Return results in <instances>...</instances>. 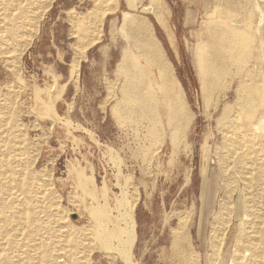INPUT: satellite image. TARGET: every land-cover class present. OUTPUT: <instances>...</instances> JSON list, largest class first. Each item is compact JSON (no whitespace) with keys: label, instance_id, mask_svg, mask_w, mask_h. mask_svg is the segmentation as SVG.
Instances as JSON below:
<instances>
[{"label":"rangeland","instance_id":"1","mask_svg":"<svg viewBox=\"0 0 264 264\" xmlns=\"http://www.w3.org/2000/svg\"><path fill=\"white\" fill-rule=\"evenodd\" d=\"M207 262L264 264V0H0V264Z\"/></svg>","mask_w":264,"mask_h":264},{"label":"bare ground","instance_id":"2","mask_svg":"<svg viewBox=\"0 0 264 264\" xmlns=\"http://www.w3.org/2000/svg\"><path fill=\"white\" fill-rule=\"evenodd\" d=\"M40 3V2H39ZM171 37V36H170ZM172 38V37H171ZM244 94V93H243ZM237 102V101H236ZM239 103H241V102H239ZM244 105V104H243ZM225 114V113H224ZM228 115V114H227ZM223 206V205H222ZM123 218V217H122ZM125 223V222H124ZM125 226V225H124ZM257 226V225H256ZM127 227H129V225L128 224H126V227H125V229L127 228ZM131 229V228H130ZM127 231V233L125 232V235L127 236V238H128V240L130 241V243H132V239H131V233H130V231L128 230V229H126ZM122 233V232H121ZM123 235H124V232L122 233ZM102 236H104V235H102ZM106 236V235H105ZM181 238V237H180ZM101 239V238H100ZM107 239H108V236H107ZM103 240V239H102ZM105 240H106V237H105ZM109 241V240H108ZM108 241H106V242H108ZM110 243V242H109ZM101 247L106 251V252H109V253H112L113 255H119V254H121V251L119 250V249H115V248H112L111 246H109V245H107L106 246V244H104L103 243V241H101ZM109 246V247H108ZM122 255H125V254H123V251H122ZM126 260V259H125ZM126 262H127V260H126Z\"/></svg>","mask_w":264,"mask_h":264},{"label":"crops","instance_id":"3","mask_svg":"<svg viewBox=\"0 0 264 264\" xmlns=\"http://www.w3.org/2000/svg\"><path fill=\"white\" fill-rule=\"evenodd\" d=\"M107 62V59L104 60V62H102V64L105 66ZM206 264H209V262H207Z\"/></svg>","mask_w":264,"mask_h":264},{"label":"water","instance_id":"4","mask_svg":"<svg viewBox=\"0 0 264 264\" xmlns=\"http://www.w3.org/2000/svg\"><path fill=\"white\" fill-rule=\"evenodd\" d=\"M71 218H72V219H76V215H72Z\"/></svg>","mask_w":264,"mask_h":264}]
</instances>
